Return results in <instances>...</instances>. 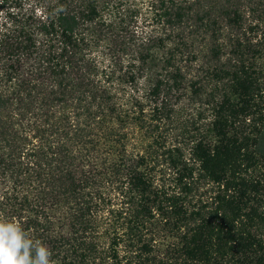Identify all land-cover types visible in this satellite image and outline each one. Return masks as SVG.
I'll use <instances>...</instances> for the list:
<instances>
[{"label": "trees", "instance_id": "trees-1", "mask_svg": "<svg viewBox=\"0 0 264 264\" xmlns=\"http://www.w3.org/2000/svg\"><path fill=\"white\" fill-rule=\"evenodd\" d=\"M0 213L56 264H264V0H0Z\"/></svg>", "mask_w": 264, "mask_h": 264}, {"label": "clouds", "instance_id": "clouds-1", "mask_svg": "<svg viewBox=\"0 0 264 264\" xmlns=\"http://www.w3.org/2000/svg\"><path fill=\"white\" fill-rule=\"evenodd\" d=\"M0 264H56L52 250L16 218L0 213Z\"/></svg>", "mask_w": 264, "mask_h": 264}]
</instances>
